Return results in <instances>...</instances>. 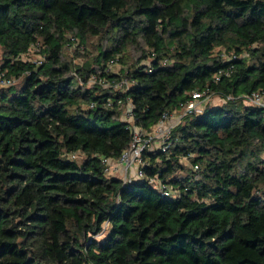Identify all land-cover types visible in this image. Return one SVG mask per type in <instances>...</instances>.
<instances>
[{
  "label": "trees",
  "instance_id": "trees-1",
  "mask_svg": "<svg viewBox=\"0 0 264 264\" xmlns=\"http://www.w3.org/2000/svg\"><path fill=\"white\" fill-rule=\"evenodd\" d=\"M0 56L18 81L0 87V264H264V110L240 97L264 90V0H0ZM193 91L221 103L145 151L143 178L107 175L130 123Z\"/></svg>",
  "mask_w": 264,
  "mask_h": 264
},
{
  "label": "built area",
  "instance_id": "built-area-1",
  "mask_svg": "<svg viewBox=\"0 0 264 264\" xmlns=\"http://www.w3.org/2000/svg\"><path fill=\"white\" fill-rule=\"evenodd\" d=\"M32 48L35 49L36 46H32ZM34 59L37 64H41L44 56L38 55ZM116 60L117 58L111 60V66L109 69H112ZM225 73L229 75V70ZM216 79L219 80V77H216ZM90 81L91 83H95L100 81V79H98V76L93 75ZM15 82L16 78L8 74L2 68V58L0 56V87L10 86ZM100 82H102L103 85L108 86L105 81L101 80ZM127 84V79H122L120 82L114 83L113 87L123 90ZM209 97L210 95L205 91H193L192 96L182 104L179 111L164 113L161 120L154 125L151 131H147L130 123L129 128L131 130L132 140L129 146L116 159L111 157H102V163L105 165L107 175L119 176L124 182L132 179L143 178V167L145 165L143 158L144 152L147 150L153 151L155 149L163 152L167 151L173 143L172 136L175 128L187 115L200 113L204 109L205 104L209 101ZM240 97L247 105L255 106L264 110V90H256L251 93H245L240 95ZM230 98L233 97L231 95L227 96V99ZM222 100L226 101V99L223 98ZM130 110L131 107L128 106L129 113L126 114V117L129 122L132 121ZM72 157L75 158L76 153H73ZM150 183H152L164 194H170L173 191L172 188L160 178L151 177Z\"/></svg>",
  "mask_w": 264,
  "mask_h": 264
},
{
  "label": "rangeland",
  "instance_id": "rangeland-1",
  "mask_svg": "<svg viewBox=\"0 0 264 264\" xmlns=\"http://www.w3.org/2000/svg\"><path fill=\"white\" fill-rule=\"evenodd\" d=\"M94 42L92 44H90L88 47L91 50L90 53H97L96 48H94ZM87 49L85 48V46H80L78 41H72L70 45L66 46L64 49V59L65 60H69L72 63H83L84 59H85V55H78L77 52H82V51H86ZM37 54L39 53H34V57H37ZM123 62H116V64L114 66H112V70L113 72L118 73L121 69H126L134 60H136L140 55L141 52L139 51V49H137L134 46L129 45L126 49L125 52L123 54ZM18 83L17 79L15 84ZM91 83V81H90ZM89 86H91L90 84H88ZM209 103L211 104H219L220 102V97L217 95H210L209 99H208ZM83 157V155H79L78 156V160H81V158ZM262 186L264 187V184H262Z\"/></svg>",
  "mask_w": 264,
  "mask_h": 264
}]
</instances>
